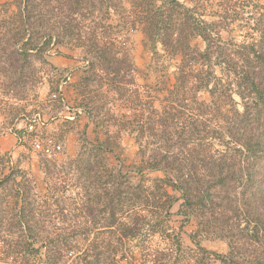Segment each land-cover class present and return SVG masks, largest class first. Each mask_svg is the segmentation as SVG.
<instances>
[{
	"label": "rangeland",
	"instance_id": "obj_1",
	"mask_svg": "<svg viewBox=\"0 0 264 264\" xmlns=\"http://www.w3.org/2000/svg\"><path fill=\"white\" fill-rule=\"evenodd\" d=\"M41 1L35 0L41 4L39 7H42ZM93 1L94 5L86 1L77 13L63 11L55 2L53 10L45 8L42 16L34 17L41 36L38 40L41 50L30 49L25 59L27 64L18 54L29 32L19 15V10L24 8L23 0H0V264H50L49 250L54 251L58 246L63 255L56 264H72L87 240L107 235L103 225L109 221L107 198L93 206L92 211L86 209L87 194L93 193L99 184L87 187L88 180L79 175V157L99 142H106L102 162L106 168L124 173L125 180L134 184L139 173L133 164L139 160V150L142 147L147 156L158 146L147 136V128L153 122L159 126L166 106L174 102L171 90L177 80L181 55H170L160 41L153 42L145 36L137 0H120V9L109 10L108 20L105 2ZM179 1L192 9L195 19L212 23L213 38L218 34L230 48L252 40L249 27L253 21H250L264 11V0ZM68 13L72 18L70 28L66 25ZM106 23L113 28L107 29ZM92 32L97 38L93 42L98 45L107 41L114 52H126L133 71L121 70L115 81H110L111 75L99 68L92 69L91 63L98 65L91 52L94 49ZM118 42H123L121 48ZM190 43L198 51L206 46L200 36L191 38ZM67 73L70 79L63 82ZM216 74L220 75L219 71ZM233 92L235 106L241 109L240 98ZM194 96L203 103L211 100L206 89L195 90ZM186 102L189 107L196 106L190 97ZM220 104L223 110L231 107L226 96L221 97ZM183 111L185 121L198 116L204 121L202 126H207V131H201L198 138L212 157L219 155L224 146H234L229 138L221 139V125L217 117L211 119L213 112L203 115L187 107ZM29 124H33L30 132ZM140 130L144 131L141 137ZM33 138L51 139L61 148L46 156L32 148ZM177 150V146L172 147L170 152ZM158 151L164 152L165 148ZM150 174L161 175L157 171ZM172 193L177 199L160 219L166 224L164 234H177L181 248L159 233L148 236L144 231L124 240L122 250H117L120 264H140L145 253H150L151 258L154 255L158 262L167 259L170 263L183 249L195 248L193 237L208 250L228 252V239L218 234L216 220L214 228L198 226L194 215L180 211L179 191ZM205 206L202 212L212 220L214 216L217 219L220 206ZM238 214L236 219H231L232 225L238 223V233L235 231L229 241L245 242L241 251H246L249 263L242 258L238 260L242 264H264V231L254 232L255 214L241 210ZM19 220L24 222L25 230L17 226ZM246 225L249 229L240 232ZM28 226L33 230L29 231ZM20 237L25 241L6 248H11L12 256H7L6 251L3 254L6 242L10 246Z\"/></svg>",
	"mask_w": 264,
	"mask_h": 264
},
{
	"label": "trees",
	"instance_id": "obj_2",
	"mask_svg": "<svg viewBox=\"0 0 264 264\" xmlns=\"http://www.w3.org/2000/svg\"><path fill=\"white\" fill-rule=\"evenodd\" d=\"M86 1L88 2L42 0V7H39L41 4L35 0H23L24 8L19 10V15L24 26L28 25L29 32H26L24 48L18 54L24 61L26 62L25 59L29 56L28 51L38 47V40L41 38L34 17L42 16V10L45 8L53 10L55 2L63 11L77 13L83 9ZM90 1L94 5V1ZM156 1L137 0L143 20L142 31L153 42L160 41L170 55H181L177 80L174 90H171L174 102L171 106H166L165 116L159 120V126L153 122L147 128V136L158 146L147 156L142 147L139 150V160L133 164L135 172L139 173L134 184L125 180L124 173L106 168L101 156L107 148L106 142H99V145L89 149L85 156L79 157V175L88 180V185H92L87 187L94 188L95 184H99L93 193L87 194L89 196L86 197L85 207L92 211L93 206L102 204L104 198H107L105 203L109 210V221L103 224L108 230L107 235L94 236L87 240L85 248L79 250L77 257L70 255L73 258L70 259L72 264H120L117 250H122L124 240L133 239L144 231L148 236L159 233L177 248H181L177 234H164V231H167L166 224L160 219L163 213H168L170 206L177 199L172 192L179 191L182 200L180 211L186 215H194L198 226L201 227L209 225L214 228L216 220L218 234L221 238L228 239V252L221 254L208 250L193 237L195 248L182 251L179 249V257L170 263L167 259L158 262L153 254L151 258L150 253H145L140 264H242L238 260L240 258L249 263L246 251H241L245 242L229 241V237L234 235L235 231L238 233L239 225L237 222L232 225L231 219H236L240 210L249 215L255 214L254 232L264 231V213L259 209L264 210V11L250 21H253L252 27H249L252 40L239 47L230 48L226 47L218 34L213 38L215 27L212 23L195 19L192 9L179 0H162L159 4ZM102 2H105L107 20L109 10L120 9V0ZM66 18V25L70 28L71 14L68 13ZM105 27L110 30L113 28L109 23H106ZM198 36L206 43L202 51H198L190 43L191 38ZM95 39V32H92L94 49L91 52L99 65L98 67L97 64L91 63L92 69L99 68L106 75H111L110 81H115L121 70L124 73L133 71V63L126 52H114L115 50H111L110 45H107V41L98 45L93 42ZM109 44L114 45L112 41H109ZM122 44L123 42H118L120 48ZM30 45H33V48H30ZM38 50H41L40 46ZM116 64L117 67L114 66ZM10 65L13 66V62ZM216 71H219L220 75H217ZM197 89H206L209 92V103L196 100L194 95ZM229 90L227 94L226 91ZM232 90L240 98L241 109L235 106ZM223 96H226L231 104L226 110H223L220 104ZM188 97L196 103L195 107H189V104L185 103ZM186 107L203 115L213 112L214 117L211 119L217 117L221 125V139L229 138L234 146H224L219 155L212 157L202 146L203 141L198 138L201 131H207V126H202L204 121L199 120V116L185 121L183 110ZM140 131L139 137L144 135V131ZM176 146L178 150L170 152V149ZM162 148H165L164 152L158 151ZM155 171L161 175L150 174ZM98 189L101 192H98ZM206 204L211 207L215 204L218 208L220 206L217 219L214 216L212 220L202 212ZM24 225L22 220L17 222V226L22 230H25ZM248 226L239 229L240 232L247 231ZM27 229L33 230L31 226ZM23 240L25 241L20 237L10 246L6 242L3 254L6 251L7 256H12L11 248H6H14L15 244L22 243ZM74 245L79 248L77 244ZM54 251L49 250L47 258L50 264H56V260L63 255L59 246ZM69 252L73 253L72 250Z\"/></svg>",
	"mask_w": 264,
	"mask_h": 264
},
{
	"label": "built area",
	"instance_id": "obj_3",
	"mask_svg": "<svg viewBox=\"0 0 264 264\" xmlns=\"http://www.w3.org/2000/svg\"><path fill=\"white\" fill-rule=\"evenodd\" d=\"M68 79H70V74L67 73L64 77L63 82H66ZM28 131H32L33 124H29L27 127ZM31 146L33 149L42 152L46 156H51L55 151L60 150L61 146L60 144H56L53 140L47 139L46 141H40L37 138H33L31 141Z\"/></svg>",
	"mask_w": 264,
	"mask_h": 264
}]
</instances>
